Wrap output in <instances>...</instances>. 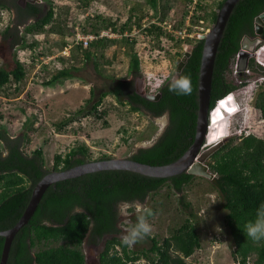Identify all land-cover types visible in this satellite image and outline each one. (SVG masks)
<instances>
[{"label":"trees","instance_id":"obj_1","mask_svg":"<svg viewBox=\"0 0 264 264\" xmlns=\"http://www.w3.org/2000/svg\"><path fill=\"white\" fill-rule=\"evenodd\" d=\"M16 1L0 0L1 9H9L15 13L14 20L12 19L14 24L2 31L4 38L11 39L12 45H19L22 49H32L37 42H28L27 35L35 36L44 32L62 35L65 32L66 17L63 18L61 14L56 15L51 1H49V9L41 12L39 17L37 14L42 9L40 5L28 3L22 8ZM146 1L154 9L155 17L163 21L166 13L159 11L160 0ZM183 1L188 2L189 6L193 3V0ZM223 2L224 0L218 2V8ZM207 7L208 0H197L192 22L198 23L200 19L208 22L209 17L214 22L216 9L210 12ZM70 9L64 6L61 12L69 13ZM263 11L264 0H240L235 6L215 59L211 109L221 102L218 103L217 100L243 84V82L235 84L230 81L225 71L232 58L238 54L243 36L254 34L255 17ZM142 15H138L135 20L138 26L142 25L140 23ZM131 17L133 14L120 26L104 14L87 18L83 31H94L98 35L101 29L110 28L113 32H119L122 38L117 40L99 37L93 40L89 47L75 46L83 51L85 59L94 57L95 67L98 70L99 63L91 49H105L118 42L129 55L130 69L138 75L142 62L140 56L133 50L141 41L137 37L130 38L125 35L127 29L132 30L129 22ZM29 19L32 20L27 22ZM23 24L26 25L23 33L20 34L19 26ZM144 32L152 41L150 49H159L157 55L152 52L150 54L151 60L155 63L161 60L162 55L167 57V51L170 53L174 47L181 48L185 40L193 41L191 55L178 74L190 77L191 94L178 96L169 92L168 83L171 80L169 79L159 88L160 98L150 100L136 91L133 80L118 79L117 85L111 91H104L90 108L82 107L79 111L83 114H93L97 119H103L104 124H108L104 119L106 111H99L98 106L111 93L120 102H123L121 97H125L131 110L146 109L155 117L167 114L168 124L155 142L138 148L129 156L140 162L162 165L178 159L194 141L198 110V77L204 40L198 37L176 38L156 23H151ZM163 37L170 41L169 46L162 44ZM63 43V46L66 45L65 42ZM101 56L104 57V54L101 53ZM255 65V60L250 58L248 66L255 69ZM260 67L264 70L262 66ZM25 75L24 64L17 60L11 70L0 68V86L10 82L12 78L20 82ZM71 76L70 69L62 68L42 83L45 86H54ZM91 91L94 94V90ZM254 107L259 109L264 117V90L257 92ZM73 121V118H69L60 124L66 126ZM209 122H212L211 114ZM32 130L35 128L30 123L22 136L14 137L6 128H0V143L5 149V152L0 150V230L11 228L16 224L30 200L34 185L49 171L65 170L88 161L111 158L110 155L94 157L89 146L81 143L66 152H56L49 167L46 165L42 147H37L30 153L24 148V141ZM233 141L234 137L227 138L223 145L210 154L214 158L210 168L217 173L215 183L221 188L224 198L222 203L226 212L224 222L234 242L233 255L240 257V264H247L249 257L254 253L257 255L255 264H264V241L253 242L244 233L245 224L255 217L256 209L264 203V138L247 134L243 135L239 142ZM194 178V174L187 172L162 178L130 170L105 169L57 181L47 188L29 222L15 235L7 264H86L85 256L79 247L87 238L90 243L97 245L104 235H113L106 241L105 247L118 240L117 235L121 232L118 227L120 219L117 215L118 202L123 200L143 202L151 192H156L165 186L175 193H180ZM76 205L84 208L83 214L72 212ZM148 238L152 242L151 246L141 253L149 264H185L181 257L171 254L170 249L190 255L195 247L201 246L197 226L190 217L185 218L173 229L170 239L166 237L161 242L156 236L148 235ZM44 241H62V243L33 251L37 243ZM3 244L4 237L0 236V258Z\"/></svg>","mask_w":264,"mask_h":264},{"label":"rangeland","instance_id":"obj_2","mask_svg":"<svg viewBox=\"0 0 264 264\" xmlns=\"http://www.w3.org/2000/svg\"><path fill=\"white\" fill-rule=\"evenodd\" d=\"M24 1L21 0V4ZM49 1L52 2L56 15L66 17L65 32L62 35L51 32L27 35L28 42H37L32 49H22L19 45H12L11 39L4 38L2 31L14 24L12 19L15 13L0 8V68L11 70L15 67V61L19 60L26 69V75L20 82L12 78L4 86H0V128H6L11 136L17 137L22 136L32 123L35 130L28 133L24 148L30 153L35 148L42 147L46 165L49 167L56 152H66L81 143L88 145L93 156L97 158L102 155H110L111 158L129 157L138 148L152 144L167 126V114L161 115L165 117L161 129L154 123L157 117L131 110L125 97H121L123 102H120L111 93L98 106L99 111H106L104 119L108 124H104L103 119H97L93 114L81 113L79 109L90 108L104 91L109 92L117 85L118 79L133 80L136 90L142 91L145 87L147 92L155 94L162 84L176 75L177 58L184 54L186 46L192 45L193 41L185 40L181 48L174 47L170 53L167 51V57L162 55L161 60L155 63L150 54L152 52L157 55L159 49L151 50L152 41H143L141 36L139 37L141 33H134L143 25L158 19L146 0H43V12L49 9ZM219 1L208 0L207 10H217ZM188 4L183 0H160L159 11L166 13L164 20H173L176 25L185 26L187 21L194 23L190 12L193 4ZM64 6L71 8L69 13L61 12ZM99 14L111 18L118 26L133 14L129 22L135 31L127 29L126 32L130 34V38L137 37L141 41L133 50L142 62L138 75L130 69L129 55L118 42L105 49H91L99 63L98 70L94 57L85 59L83 51L78 50L76 46L65 49L78 32L83 35L97 34L83 29L87 18ZM140 14H143L140 20L142 25L138 26L135 20ZM208 14L210 16V13ZM209 19L204 23V27L210 29L213 22L210 17ZM25 25L19 26L20 34L23 33ZM103 30L107 29H101L99 33ZM110 38L119 40L122 35L114 32ZM161 40L164 46H169L170 41L166 37ZM63 42L66 45L63 46ZM262 44L264 42L260 45ZM178 52L181 55H178ZM250 58L256 62L255 69L250 68V72L247 69H238V54L232 58L225 71L230 81L243 84L233 91L234 94L221 101L217 108L211 110L212 122L202 150L210 148L223 137L225 140L234 137L235 143L247 134L264 138V117L260 110L254 107L257 92L264 90V70L257 61L259 59L264 62V47L261 48V53L256 52ZM62 68L70 69L72 76L54 86L43 85L44 80ZM69 118L74 121L61 126L60 122ZM216 133L218 137L211 139ZM0 150L5 152L1 143ZM213 161L214 158L209 155L205 164L210 168ZM210 170L215 175L213 178L195 175L194 180L180 193H175L165 186L146 197L142 203L153 210V215L148 217L149 223L152 224V232L149 235L156 236L161 242L163 238L170 239L173 229L185 218L190 217L197 226L201 246L195 247L190 255L170 249L171 254L181 257L185 264H240V257L233 255L234 242L224 222L226 212L222 207L224 198L221 188L215 183L217 173L211 168ZM136 215L132 209L128 217H120L118 227L121 232L117 235L118 240L110 243L108 247H105L106 241L113 235L107 236L105 242L98 243L97 246L86 239L79 247L85 256L86 264H102V261L104 264H149L141 253L151 246L152 242L148 236L132 247L122 243V236L127 227L136 222ZM61 243L62 241H44L37 243L33 251ZM256 256L253 253L247 264H255Z\"/></svg>","mask_w":264,"mask_h":264},{"label":"water","instance_id":"obj_3","mask_svg":"<svg viewBox=\"0 0 264 264\" xmlns=\"http://www.w3.org/2000/svg\"><path fill=\"white\" fill-rule=\"evenodd\" d=\"M239 1L240 0H224L221 6L216 10V19L213 22L212 26L210 27L208 32L202 36V39L204 41L198 77V110L196 133L193 143L185 151V153L175 161L162 165L144 163L134 160L130 157H117L88 161L65 170L49 171L34 185L30 200L16 224L11 228L0 230V236L4 237L0 264H7L11 244L15 235L23 226H25L29 222L47 188L57 181L105 169L130 170L143 175L162 178L177 175L182 172L205 176L208 178H213L215 176L214 173L210 170L209 166L205 164V161L208 156L212 154V152L223 145L225 139L219 140L208 149L202 150V148L204 147V144L206 142L210 125L209 119L212 110L210 108L211 88L216 55L226 25L235 6ZM263 33L264 11L255 17V31L253 37L246 34L241 40V46L238 51V55L240 57L238 61L239 70H245L247 68L249 57L252 53H254L256 47L264 42ZM191 51L192 45L189 44L186 46L184 54L181 57L177 58V74L182 71L184 65L191 55ZM144 90H137V92L139 94H144ZM144 95L149 99L157 100L160 98L161 92L158 91L155 94L146 93ZM215 136L218 137L217 133L216 135H213L211 139L216 138ZM154 142L155 140L153 141V143Z\"/></svg>","mask_w":264,"mask_h":264},{"label":"clouds","instance_id":"obj_4","mask_svg":"<svg viewBox=\"0 0 264 264\" xmlns=\"http://www.w3.org/2000/svg\"><path fill=\"white\" fill-rule=\"evenodd\" d=\"M168 91L178 96L191 94L192 82L190 77L186 75L173 76L168 83ZM146 93L149 92L144 90V94ZM230 94H234L233 91L228 93L223 98L217 100V102L219 103L220 101H223ZM234 103L236 104V106H238L235 101ZM164 119V116L157 117L155 118L154 123L162 129L164 126ZM132 209H134L135 213L137 214L136 222L130 224L126 229V233L122 236V243L124 245H127L128 247H132L135 243L148 236L152 232V224L149 223L148 217H151L153 215V210L139 200H123L118 202L117 215L119 217H128L130 215V210ZM72 212L74 214H83L84 208L76 205L73 207ZM244 233L246 237L250 238L253 242L264 241V203H261L256 209L255 217L245 224Z\"/></svg>","mask_w":264,"mask_h":264},{"label":"built area","instance_id":"obj_5","mask_svg":"<svg viewBox=\"0 0 264 264\" xmlns=\"http://www.w3.org/2000/svg\"><path fill=\"white\" fill-rule=\"evenodd\" d=\"M196 3L197 0H193V5H192V10H190L191 15L194 13V9L196 8ZM189 18V17H188ZM190 21V20H189ZM153 23L159 24L162 26L163 29L169 31L170 33H172L176 38H180V39H185L187 37H198V38H202V36L208 32L209 27L205 28L204 27V23L205 21L203 19H200L198 23H189L188 21L185 22V26H179L176 25L175 22L172 21H167V20H158L157 18L155 20H153ZM148 25H143L139 30L135 31V29H133L132 31L136 34V33H141L140 36L142 39H150L146 32H144V29H146ZM114 35V32L109 28L107 30H103L101 31L98 35L97 34H89V35H83L80 32H78L76 34V36H74V40L71 42V44H67L65 46V49H71L73 46L75 45H82V47L86 48L90 45V43L99 38V37H112ZM125 35L130 36V34L128 32H125ZM69 45V46H68ZM264 47V44L260 45V47L258 48L257 51H255L254 53H261V48ZM258 63L262 66H264V62L261 60H257ZM247 71H251L250 67L247 66ZM147 91V90H146Z\"/></svg>","mask_w":264,"mask_h":264},{"label":"flooded vegetation","instance_id":"obj_6","mask_svg":"<svg viewBox=\"0 0 264 264\" xmlns=\"http://www.w3.org/2000/svg\"><path fill=\"white\" fill-rule=\"evenodd\" d=\"M43 0H25L22 4H21V0H17L16 2H17V4H19L22 8H25L26 6H27V4L28 3H31V4H37V5H40L41 6V11L37 14V17H39V15H41V12H43V7H44V5L45 4H42L41 2H42ZM176 75H178L177 73H176ZM175 75V76H176ZM135 86V85H134ZM136 87V86H135ZM137 91V90H136ZM159 91V90H158ZM141 95H143V96H145L144 94H141ZM146 97V96H145ZM147 98V97H146ZM149 99V98H148ZM150 100H153V99H150ZM158 100V99H157ZM142 112H146V113H148V114H150V112H148L146 109H142ZM151 115V114H150ZM156 117H158V116H156ZM141 202V201H140ZM107 236H109V235H104L103 237H102V239L101 240H99V243L101 244V243H103V242H105V238L107 237ZM92 240V239H91ZM87 241H89L88 240V238H87ZM92 245H94V246H97V245H95V244H93V243H91Z\"/></svg>","mask_w":264,"mask_h":264},{"label":"bare ground","instance_id":"obj_7","mask_svg":"<svg viewBox=\"0 0 264 264\" xmlns=\"http://www.w3.org/2000/svg\"><path fill=\"white\" fill-rule=\"evenodd\" d=\"M259 47H260V46H259ZM259 47H258V48H259ZM255 54H256V53H252L251 56H252V55H255ZM251 56H250V57H251ZM250 57H249V58H250ZM239 58H240V57H239V55H238V61H239ZM237 66H238V63H237ZM209 128H210V125H209ZM208 130H209V129H208Z\"/></svg>","mask_w":264,"mask_h":264}]
</instances>
